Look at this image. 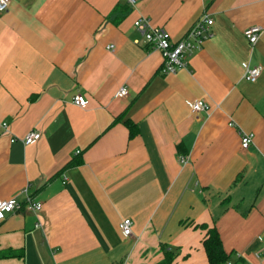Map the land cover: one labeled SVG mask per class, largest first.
Wrapping results in <instances>:
<instances>
[{
    "label": "crops",
    "instance_id": "crops-1",
    "mask_svg": "<svg viewBox=\"0 0 264 264\" xmlns=\"http://www.w3.org/2000/svg\"><path fill=\"white\" fill-rule=\"evenodd\" d=\"M139 16L172 41L209 16L211 35L163 74L133 26ZM254 25L250 44L243 30ZM246 65L261 67L253 82ZM76 92L86 106L72 103ZM196 99L209 110L192 113ZM31 130V144L10 140ZM23 188L41 209L0 219V264H158L162 248L174 251L170 264H206L202 224L235 264H264V0H9L0 199H22Z\"/></svg>",
    "mask_w": 264,
    "mask_h": 264
},
{
    "label": "built area",
    "instance_id": "built-area-1",
    "mask_svg": "<svg viewBox=\"0 0 264 264\" xmlns=\"http://www.w3.org/2000/svg\"><path fill=\"white\" fill-rule=\"evenodd\" d=\"M131 6H135L138 0H127ZM9 0H0V11L7 9ZM213 19L209 16H204L198 20L183 36L177 41H172L170 34L162 27L153 25L149 22L148 18L139 16L134 20L133 26L140 35V40L149 45L150 48L158 50L162 56V64L160 72L163 74L174 73L178 69L186 65V55L194 48L201 46L202 41L211 35V25ZM262 26L254 25L248 26L243 30V35L246 37L250 44H254L258 39V34L261 32ZM108 47H112L109 45ZM261 72L260 66H245L243 77L248 81H255ZM128 90L125 86H121L117 91V96H125ZM87 99L76 92L72 96V103L81 107L86 106ZM192 113L199 111H208L209 104L205 101L196 99L187 101ZM1 126L6 128V123L2 122ZM40 138V132L31 130L22 137L11 136L10 140L14 141L19 139L23 144L28 145L35 142ZM252 142V136L249 133L240 131V146L241 148H247ZM178 160L180 163H185L187 155H179ZM63 179H66L63 176ZM24 195L22 199H18L16 196H12L7 199H0V219H2L6 213L13 211H20L29 209L37 212L41 209L40 202L34 200L27 192L26 188L21 190ZM132 220L130 218H123L119 224L120 230L124 236L131 235ZM35 226H40L39 222L35 223ZM260 257L264 258V248L260 253ZM222 264H235L231 261H226Z\"/></svg>",
    "mask_w": 264,
    "mask_h": 264
},
{
    "label": "trees",
    "instance_id": "trees-1",
    "mask_svg": "<svg viewBox=\"0 0 264 264\" xmlns=\"http://www.w3.org/2000/svg\"><path fill=\"white\" fill-rule=\"evenodd\" d=\"M130 129V134L134 133V125L127 121ZM75 161H70L67 166L75 164ZM205 230L202 238V247L206 253L207 263L206 264H222L227 260L231 259L232 253H228L224 250L222 242L217 229L214 226L200 225ZM164 256L158 264H170L173 260L175 253L174 251L162 248ZM237 261V260H236Z\"/></svg>",
    "mask_w": 264,
    "mask_h": 264
},
{
    "label": "rangeland",
    "instance_id": "rangeland-1",
    "mask_svg": "<svg viewBox=\"0 0 264 264\" xmlns=\"http://www.w3.org/2000/svg\"><path fill=\"white\" fill-rule=\"evenodd\" d=\"M228 261H231V262H233V263H236V260H235V258L234 257H232L231 259H229ZM235 261V262H234Z\"/></svg>",
    "mask_w": 264,
    "mask_h": 264
}]
</instances>
